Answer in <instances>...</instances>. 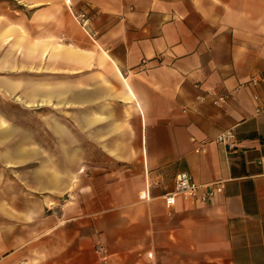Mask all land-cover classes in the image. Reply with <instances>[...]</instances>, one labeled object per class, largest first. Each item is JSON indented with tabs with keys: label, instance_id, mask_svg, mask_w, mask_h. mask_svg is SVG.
<instances>
[{
	"label": "crops",
	"instance_id": "crops-1",
	"mask_svg": "<svg viewBox=\"0 0 264 264\" xmlns=\"http://www.w3.org/2000/svg\"><path fill=\"white\" fill-rule=\"evenodd\" d=\"M68 1L0 0V264H264V0Z\"/></svg>",
	"mask_w": 264,
	"mask_h": 264
},
{
	"label": "built area",
	"instance_id": "built-area-1",
	"mask_svg": "<svg viewBox=\"0 0 264 264\" xmlns=\"http://www.w3.org/2000/svg\"><path fill=\"white\" fill-rule=\"evenodd\" d=\"M69 1L66 0V3ZM78 20L82 26H84L88 19L84 14L78 15ZM224 102L223 96H218L213 100L214 105H220ZM233 138L231 130L221 132L215 139L217 143L228 145L229 141ZM223 188V181H213L207 184H200L195 182L187 173H178L175 176L174 189L172 193L165 195V204L171 206L174 204L175 195H183L185 197L194 199L199 202H207L217 193H220Z\"/></svg>",
	"mask_w": 264,
	"mask_h": 264
},
{
	"label": "rangeland",
	"instance_id": "rangeland-1",
	"mask_svg": "<svg viewBox=\"0 0 264 264\" xmlns=\"http://www.w3.org/2000/svg\"><path fill=\"white\" fill-rule=\"evenodd\" d=\"M17 113L18 115L19 114L23 115V112L21 111H17ZM26 169H28V167L22 166L18 168L17 170L22 171ZM5 186H6L5 188H8L7 185ZM4 191H6V193L10 192L12 196L15 197L16 204L12 206H0V226L2 227L13 226L14 222H16L17 225H19V219L17 217H19L20 211H23L25 208L28 209V202L26 203L24 201V198H28V190H25V188L23 187V184L17 182L14 188L11 187ZM14 215H16V218L14 217ZM19 229L23 231L24 227L18 226L17 230ZM33 255L36 256L35 253ZM24 259H25V254L22 253L21 255H19L17 259H13L11 261V264H21V263L23 264ZM37 264H40V263H37ZM49 264H55V263L50 262Z\"/></svg>",
	"mask_w": 264,
	"mask_h": 264
}]
</instances>
